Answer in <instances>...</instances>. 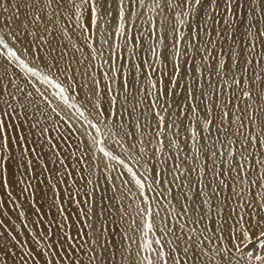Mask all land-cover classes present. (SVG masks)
I'll use <instances>...</instances> for the list:
<instances>
[{
	"label": "snow or ice",
	"instance_id": "1",
	"mask_svg": "<svg viewBox=\"0 0 264 264\" xmlns=\"http://www.w3.org/2000/svg\"><path fill=\"white\" fill-rule=\"evenodd\" d=\"M251 3L257 7L249 4L245 15V0H0V54L20 70L0 64V183L10 187L14 166L47 181L51 191L46 210L34 208L40 236L26 213H18L39 255L0 220L10 237L0 232V247L14 242L25 249L18 254L5 248L0 264L13 258L20 264H122L118 256L127 264H264V0ZM145 8L148 19L137 27ZM113 20L123 45H113L112 64L69 56V47L77 53L87 47L92 59H102L96 38L107 45ZM5 29L24 52L32 50L35 66L8 43ZM55 32L61 40L53 45ZM221 44L228 50L217 51ZM38 81L76 110L81 126L94 130L84 133L87 144L68 117L67 127L55 118L61 113ZM88 104L95 123L86 114ZM106 141L119 146L124 158ZM98 153L106 158L104 168ZM114 181H121L123 194ZM21 183L22 192L36 195L31 179ZM7 195L15 205L11 191ZM71 205L76 219L70 224ZM47 216L52 219L45 222ZM72 224L76 236L68 231ZM257 244L261 254L245 253Z\"/></svg>",
	"mask_w": 264,
	"mask_h": 264
},
{
	"label": "bare ground",
	"instance_id": "2",
	"mask_svg": "<svg viewBox=\"0 0 264 264\" xmlns=\"http://www.w3.org/2000/svg\"><path fill=\"white\" fill-rule=\"evenodd\" d=\"M11 2H12V0H10V3H11ZM249 4H251V6L254 7V8L257 7V5L251 3V0H245V9H242V10H241L245 15H246L247 7H248ZM145 10H146V8H145ZM148 14H149V13H148ZM0 16H3V12H2V11H0ZM147 18H148L147 15L143 16L142 14H139V18L137 19V22H136L137 27L140 26L141 21H146ZM169 19H171V17H169ZM115 26H116V25H115V20H113L112 23H111V25H110V26L108 27V29H107V31H108L109 33H112V35H106V36H105V39L107 40V45H102V44L100 43L99 39H98V36H97V38H96L95 47H96V49H97V52H98L99 54H101L102 59H97V60H94V61L90 60V61H87V63H92V64H95V65L98 66V65H100V64L103 62V59H108V60H109V64H110V63L112 64V61H111V59H110V53H111V52H115V51H117V50L113 47V45H114L116 42H119V43H121V44L123 45V40L115 36V31H114ZM70 31H71V28H70ZM201 35H202V33H201ZM54 36H55V39H52V40H51V43H52L53 45H55V44L57 43V41H60V40H61V37H60V35H59L58 32H55V33H54ZM5 39L8 40V43H9L12 47L15 48V50L17 51V54L20 55L22 59H25V60L29 63L30 66H35V62H34V60H33V58H32V55L29 53V51H28V52H24L23 47H22V45H21L20 43H17V42L12 41L11 38H10L9 36H7V30H6V29H5ZM25 39H27V37H25ZM73 39H74V41H75L79 46L84 47L83 42L78 38V36H77L75 33L73 34ZM211 39H213V40L217 39V37H216V35H215V32H213ZM166 41H167V35H166ZM230 43H231V42H229V44H230ZM220 47H224V48H225V51L228 50V46H227V45L221 44V45H218V47H217V51L219 50ZM120 51L126 53V48L122 47V48L120 49ZM68 54H69V56L74 55V56H76V57H80L81 55L87 56V54H89V58L92 59L91 52H90V50H89L87 47H84V52H83V53H77V52H74V51L69 47V48H68ZM139 54H140V53L138 52V55H139ZM213 55H215V51H214ZM87 57H88V56H87ZM5 59L7 60L6 55L1 54V56H0V63H3ZM165 59L167 60V53L165 54ZM196 60H198V61L201 60V57H200L199 54L196 55ZM8 62H9V61H8ZM31 62H32V63H31ZM11 63H12L13 66L15 67V62H11ZM116 64H117L118 66H123V65H124V61L118 59V60L116 61ZM200 66L203 67L202 64H201ZM193 67H194V66H193ZM15 68H16V67H15ZM127 68L130 69V68H131V65L128 64V65H127ZM18 71L20 72V70H18ZM165 71H167L168 74L171 75L170 68L165 69ZM182 71H183V70H182ZM21 73H22V72H21ZM193 73H194V74H193V76H194V75H195V72H193ZM97 74H98V75L100 74L99 71H98ZM142 76H143V74H142ZM59 78L61 79V81L64 80V77H63L62 75H60ZM100 78H101V81H102V83H101V87L103 88L105 82L103 81V77H102V76H101ZM165 79H167V78H165ZM181 82L183 83V80H181ZM38 84H41V83L38 82ZM114 86H118V87H120V89H121V91H122V85L117 84V85H114ZM40 87H41L42 90H46L45 94L49 96V99L52 100V102H53V104L56 106L57 110L61 113L60 118H59L58 121H59L64 127H67V125L64 123L63 117H65V116L68 117V119L72 122L73 126L77 128V133L84 137L85 144H87V142H88V141H87V137L84 136V133H85L86 131H93V130H92V129H87L86 125L81 126V125L83 124L82 120H79V119L76 117L75 113L72 111V110L76 111L75 109H71V108H69L66 104L61 103V102H58V101H57L58 99L55 98V97H53V96L51 95L50 91H49L48 89H45V87H44L43 85H40ZM29 89L31 90V88H29ZM229 91H230V90H229ZM134 95H135V93H134ZM221 98H222V99H227V97H221ZM56 99H57V100H56ZM177 99H178V98H177ZM247 99H248L247 97H242L241 103L243 104V103L247 102ZM132 102L134 103L135 101L133 100ZM197 103L199 104V101H197ZM146 106H147V105H146ZM201 107H202V105H201ZM229 107H231V105H229ZM86 108H87L86 114L89 115L90 119H92V120L94 121V123H95V122H96V114H95V111L91 109V105H90V104H88V105L86 106ZM148 111H149V114H150V113H151V109H149ZM218 114H219V110H218V109H214V115H218ZM54 115H55V114H54ZM149 118H150V120H151V125H152V127H155L156 119L154 118V116H151V115H149ZM142 119H143V118H142ZM185 122H187V121H185ZM181 133H182V135H188L187 130L184 129L183 126H182V129H181ZM93 134H95L94 131H93ZM106 142H107V141H106ZM181 144H182V146L184 145L183 140L181 141ZM107 146L109 147L110 150H113V151L115 152V154L120 153V154H122L123 157H124V153L121 152L119 146L114 145V144H112V143H108V142H107ZM217 146H219V145H217ZM185 150H187V149L185 148ZM85 151H87V148H85ZM148 151H149V153L151 154V153L153 152V149L149 148ZM45 154H46V155H45L44 159H45V161L47 162V153H45ZM123 157H122V158H123ZM65 159H66V162L69 164V167H70V166H71V161L68 160V158H67L66 155H65ZM153 159H154V157H153ZM34 164H35V169H34V170H35L37 176H41V178H42V170H41L40 166H39L38 164H36L35 161H34ZM112 164H113L114 167L118 168L119 171H124V169L120 168L119 165L116 164V162H112ZM105 165H106V158L103 157L102 160L100 159V167H101V168H104ZM50 167H57V165H50ZM24 171H26V173H27L28 170H27V169H24ZM81 171H83V169H81ZM113 174L116 175V173H113ZM138 174H141V173L138 172ZM84 175L87 176V173L84 172ZM30 177H31V176H30ZM192 177H193V179H195V173L192 174ZM27 178H29V177H27ZM31 179H32V183H33V185H36V186H37V187H35V189H36V194L39 196V198L36 199V201H37L36 205H37V204H38V205L45 204L46 206L44 207V210H46V208H47V202H48V201H47V199L45 198V196H47V197H50V196H51V191H50V189H49V187H48V182H47V181H44V183L41 184V183H40V180H38L37 182H34L35 178L31 177ZM125 179H129V180H130L131 177H130V176H127V177H125ZM79 183L83 184V182L80 181V180H79ZM114 183L117 184L118 193H119V194H123V193H120V192H119L121 181H114ZM21 184H22V183H21ZM22 186H23V185H22ZM129 186H131V185H129ZM61 187H63V185H61ZM70 189H71V187L69 186V190H70ZM61 196H63V192L61 193ZM126 202H128V201L126 200ZM173 202H174V203H177L176 201H173ZM177 207L179 208V204H178V203H177ZM68 211H69L70 213L73 214V215H71L70 217L76 219V217H75V215H74V214L76 213V206H75V208H74L72 205H71V206H68ZM162 211H163V210H162ZM55 215H56V213H55V211H53V216H55ZM50 218H52V217L49 216V219H50ZM109 222H110V221H109ZM73 225L75 226L74 228L76 229V225H75V224H73ZM73 225L71 226V228H73ZM137 226H139V223H137ZM69 230H70V229H69ZM69 230H68V231H69ZM45 231H48V229H47L46 227H45ZM71 232H72V231H71ZM135 235H136L137 244H134V245H133V252H135V251L137 250V248H138V244H139V240H140V234H139V233H136ZM54 238H55V237H54ZM230 243H231V242H230ZM249 251L253 252L254 255H255V254H261V250H259V245H258V244H257V247H256L255 249H253V248L250 247V246L245 248V253H247V252H249ZM118 259H121L122 263H123V262L125 263V261H123L122 258H120L119 256H118ZM253 264H256V262L254 261Z\"/></svg>",
	"mask_w": 264,
	"mask_h": 264
},
{
	"label": "rangeland",
	"instance_id": "3",
	"mask_svg": "<svg viewBox=\"0 0 264 264\" xmlns=\"http://www.w3.org/2000/svg\"><path fill=\"white\" fill-rule=\"evenodd\" d=\"M139 13L142 14L143 16H145V15H147V17L149 16V14L147 12V9L146 10L145 9H141V10H139ZM28 51L31 54L32 50L30 48H29ZM0 56H1V54H0ZM87 56H88V60L87 61H90V60L94 61V59L89 58V54H87ZM9 63L12 65V69L11 70L13 72H19L18 71L19 69L15 68L13 66V64L11 62H8L6 59L4 60L3 63H0V64H9ZM193 72H195V66L193 67ZM22 76H23V74L21 73V77ZM26 79L27 78L21 79V83H24V81ZM33 79H36V78H33ZM58 79H60V78L58 77ZM40 85H43V84L41 83ZM43 86L45 87V89H48L50 91V93L55 91L54 89L49 88V86H47V85H43ZM29 88H31L30 85H29ZM52 96L57 98L58 100L57 99L56 100L58 102L64 103L58 97H56L54 95H52ZM72 111L75 113L74 110H72ZM55 118L57 120H59L60 116H57ZM97 155L100 157L101 160L103 159L102 154L98 153ZM117 155H120L121 157H123V155L120 154V153H118ZM50 168H52V167H50ZM23 173H26V171H24V169L15 170L14 166H9L8 181H9V186L10 187L9 188H5L3 183H0V220H3L4 224L7 225L8 229H10L11 232L14 235L17 236V239H19L25 245V249L31 248L33 250V252H36L37 255H39V249L35 246V237H33L31 235V233L28 231V228L25 227V225L23 223L24 220H25V217H20L18 215L19 211L23 210L26 213V217H27V220H28V226L32 227L34 230H36L37 236L41 235L39 229H36L35 225L32 223V221L34 219V216H33L34 208H35V206L38 205V204L36 205V203H37L36 199H38L39 196L37 194L35 196H30L28 193L22 192L21 189H22V187L24 185L21 184V181L26 182L29 179H31L30 175L23 174ZM73 175L75 176V173ZM27 177H29V178H27ZM76 179H77V187H80L82 184L79 183V178L78 177H76ZM37 181H38L37 179L34 180V182H37ZM70 190H72V189H70ZM84 190L87 191V187L86 186H85ZM9 191H11L12 196L15 198V205L13 204V201L7 195V193ZM34 191L36 193V189L35 188H34ZM109 194H111V193H109ZM81 195H83V192L81 193ZM33 201H35L36 203L33 204ZM45 206H46L45 204H42V210H44ZM72 206L75 208V205H72ZM82 206L85 208V210H87V205H82ZM50 219H52V218H50ZM50 219H49V216L45 217V222L47 220H50ZM74 219L75 218L70 217L69 218V223L71 224L72 220H74ZM138 223H139V221H138ZM17 225H18V227H17ZM81 226L83 227V225H81ZM74 227L75 226L73 225V228H70V230L69 229L68 230H69L71 235L76 236V229ZM0 232L4 233V237H8V232L5 231V229L3 227H0ZM44 233H47V231H45V228H44ZM8 239L10 240V237H8ZM53 239H55V238H53ZM64 246L68 247L69 245L65 244ZM8 247H10L12 251H14V252H16L18 254H23V252L25 251V249H21V248L17 247L15 245V243L12 242L10 245L9 244H5L4 247H0V252L5 251V248H8ZM53 247H55V245H53ZM57 255H59V253H57ZM43 259H44L43 257H40L41 262L43 261ZM253 263H254V261H253ZM10 264H20V261H19L18 258H13L10 261ZM122 264H127V262H125V263L123 262Z\"/></svg>",
	"mask_w": 264,
	"mask_h": 264
}]
</instances>
